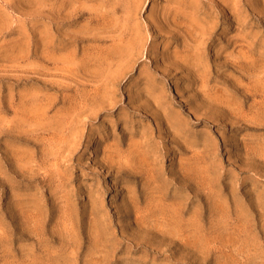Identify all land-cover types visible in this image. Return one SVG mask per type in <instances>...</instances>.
Segmentation results:
<instances>
[{
  "label": "rangeland",
  "instance_id": "1",
  "mask_svg": "<svg viewBox=\"0 0 264 264\" xmlns=\"http://www.w3.org/2000/svg\"><path fill=\"white\" fill-rule=\"evenodd\" d=\"M0 264H264V0H0Z\"/></svg>",
  "mask_w": 264,
  "mask_h": 264
},
{
  "label": "bare ground",
  "instance_id": "2",
  "mask_svg": "<svg viewBox=\"0 0 264 264\" xmlns=\"http://www.w3.org/2000/svg\"><path fill=\"white\" fill-rule=\"evenodd\" d=\"M132 159V158H131Z\"/></svg>",
  "mask_w": 264,
  "mask_h": 264
}]
</instances>
